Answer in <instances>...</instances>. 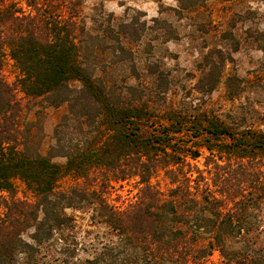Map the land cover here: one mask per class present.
<instances>
[{
	"label": "trees",
	"instance_id": "trees-1",
	"mask_svg": "<svg viewBox=\"0 0 264 264\" xmlns=\"http://www.w3.org/2000/svg\"><path fill=\"white\" fill-rule=\"evenodd\" d=\"M26 3L29 11L0 0V264H205L214 252L217 264H264V249L247 239L262 223L264 132L205 113L159 115L144 85L96 77L108 42L119 58L129 52L120 34L93 35L80 25L83 0ZM6 58L26 97L67 106L46 155L40 118L23 120L16 87L3 75ZM201 148L213 165L210 179L192 163ZM67 177L76 183L59 189ZM131 178L142 185L137 201L124 210L110 205L107 188ZM16 180L33 200L16 197ZM86 206L118 241L79 261L67 210ZM45 245L64 257L45 255Z\"/></svg>",
	"mask_w": 264,
	"mask_h": 264
},
{
	"label": "rangeland",
	"instance_id": "rangeland-1",
	"mask_svg": "<svg viewBox=\"0 0 264 264\" xmlns=\"http://www.w3.org/2000/svg\"><path fill=\"white\" fill-rule=\"evenodd\" d=\"M6 1L30 10L26 0ZM80 8L81 26L93 35L120 34L129 52L119 58L122 54L112 51L115 42H108L112 48L102 56L96 77L120 85H144V98L159 115L169 110L205 113L238 129L264 132V0H83ZM18 73L14 62L6 58L3 75L14 87ZM16 95L24 121L40 118L39 146L46 155L55 145L54 130L67 106L51 107L44 99L26 97L17 87ZM200 150L202 156L192 163L210 179L209 152ZM54 161L66 162L64 158ZM160 182L164 188L163 179ZM75 183L67 177L59 189ZM16 187L17 198L33 200L21 180H16ZM141 188L136 178L112 182L106 197L110 205L124 210L137 201ZM67 213L74 218L67 233L76 260L93 259L118 241L117 232L95 216L92 206ZM260 216L261 227L247 235L256 249H264V208ZM42 251L64 257L56 253L55 245H45ZM220 261L219 252H214L205 264Z\"/></svg>",
	"mask_w": 264,
	"mask_h": 264
}]
</instances>
